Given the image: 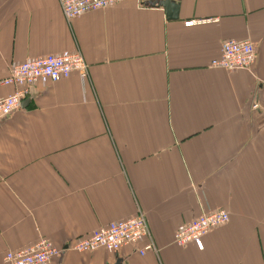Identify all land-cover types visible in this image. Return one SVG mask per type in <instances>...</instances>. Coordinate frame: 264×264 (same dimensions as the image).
Listing matches in <instances>:
<instances>
[{"label":"crops","instance_id":"crops-1","mask_svg":"<svg viewBox=\"0 0 264 264\" xmlns=\"http://www.w3.org/2000/svg\"><path fill=\"white\" fill-rule=\"evenodd\" d=\"M171 1L177 20L123 0L67 22L57 0H0V97L30 58L79 52L88 69L0 121V264L140 213L155 251L68 248L48 264H264V0ZM229 40L253 44L251 73L210 67ZM218 209L229 221L202 249L173 244Z\"/></svg>","mask_w":264,"mask_h":264},{"label":"built area","instance_id":"built-area-1","mask_svg":"<svg viewBox=\"0 0 264 264\" xmlns=\"http://www.w3.org/2000/svg\"><path fill=\"white\" fill-rule=\"evenodd\" d=\"M121 1L123 0H57L67 22L87 12L103 9ZM136 1L142 3L146 0ZM212 21L215 20L190 21L186 25ZM254 62L255 49L250 41L229 40L221 44L220 54L211 61V66L229 72L251 73ZM73 73H76L83 82L88 78L87 65L79 52L44 55L13 65L7 77L1 81L2 85L14 87L15 90L6 97H0V121L20 108L22 101L35 85L55 83L67 79ZM228 221L229 215L224 210L208 212L177 230L173 235V244L177 247L193 244L198 249H202V239ZM138 244H142L137 248V253L141 256L155 251L142 213L99 227L92 233L76 239L66 246V249H58L47 240L41 239L34 245L7 252L3 257V264H48L68 248L80 253H91L98 249L116 253L126 246Z\"/></svg>","mask_w":264,"mask_h":264},{"label":"water","instance_id":"water-1","mask_svg":"<svg viewBox=\"0 0 264 264\" xmlns=\"http://www.w3.org/2000/svg\"><path fill=\"white\" fill-rule=\"evenodd\" d=\"M145 2L152 7L158 6L162 8L166 12L167 20L172 21L178 19L179 6L176 2L171 0H146ZM24 103L21 104V107H23Z\"/></svg>","mask_w":264,"mask_h":264},{"label":"rangeland","instance_id":"rangeland-1","mask_svg":"<svg viewBox=\"0 0 264 264\" xmlns=\"http://www.w3.org/2000/svg\"><path fill=\"white\" fill-rule=\"evenodd\" d=\"M210 20H214V19H210ZM200 21H203V20H200ZM215 21H217V20H215ZM211 61H212V60H211ZM210 67H212V66H211V62H210ZM212 68H213V67H212ZM213 69H219V68L214 67ZM222 70H224V69H222ZM228 72H229V71H228ZM230 72H238V71H230ZM30 91H31V90H30ZM29 94H30V92H29ZM29 94L25 97V99L22 101V103L27 99V97L29 96ZM22 103H21V104H22ZM20 108H21V106H20ZM20 108H19V109H20ZM254 108H256V105H254ZM19 109H17V110H19ZM17 110H15L13 113H15ZM13 113H12V114H13ZM12 114H11V115H12ZM9 116H10V115H9ZM6 118H8V117H6ZM6 118H4V119H6ZM4 119H3V120H4ZM1 121H2V120H1ZM218 210H221V209H218ZM218 210H211V211H218ZM211 211H209V212H211ZM206 213H208V212H205V213H203L202 215H204V214H206ZM202 215H200V216H202ZM200 216H199V217H200ZM199 217H198V218H199ZM4 256H5V255H4Z\"/></svg>","mask_w":264,"mask_h":264}]
</instances>
